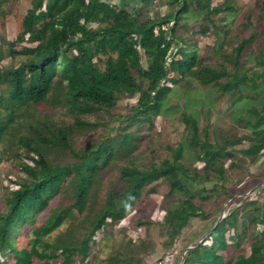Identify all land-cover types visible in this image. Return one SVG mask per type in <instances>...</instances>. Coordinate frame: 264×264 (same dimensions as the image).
Listing matches in <instances>:
<instances>
[{"label":"trees","instance_id":"1","mask_svg":"<svg viewBox=\"0 0 264 264\" xmlns=\"http://www.w3.org/2000/svg\"><path fill=\"white\" fill-rule=\"evenodd\" d=\"M161 1L168 7L165 13L155 8V0H32L16 41L0 44V164L8 150L5 145L14 142L20 151L12 155L25 174L19 181L5 179L8 194L6 213H0V264H118L123 255L103 259L99 248L103 235L134 216L160 182L167 184L168 196L179 197L160 221L172 245L191 218H211L204 205L217 195L223 205L234 198L228 191L231 187L246 193L244 185L252 181V189L264 190V0L258 1L262 26L251 27L252 34L231 52H225L229 31L217 24L224 12L238 14L229 5L231 0L217 5L213 0ZM196 22V39L178 36ZM213 35L218 38L211 47L212 57H200L199 38L203 42ZM257 40H263V48L248 54ZM5 52L22 59L6 66ZM220 56V61L213 59ZM189 76L210 93L229 97L225 112L245 133L220 131L209 118L202 126L204 109L196 107L204 102L197 99L196 106L186 104L181 111L182 141L166 146L170 157L148 162L146 154L145 163H140L136 129L157 127L163 118L174 120L179 111L169 106L171 96ZM52 92L76 125L39 119L29 127L33 137L19 135L16 123L23 110L44 103ZM125 96L136 102L116 118H120L116 135L104 133L80 146L73 142L77 129L86 134L109 129L102 119L80 117L108 112ZM244 143L249 147L240 149ZM57 150L64 153L63 160L67 158L63 165L48 160L47 154ZM256 164L263 168L259 173L249 169ZM109 168L117 171V184L98 211H87L98 177ZM63 183L70 187L69 202L36 226L39 215L35 214L51 207ZM257 204L253 210L236 209L215 221L212 232L195 242L183 264H264V203ZM74 213L83 222L94 216L88 234L79 240L63 241L61 234L48 239ZM30 224L33 238L19 249L15 241ZM137 225L145 229L153 223L139 220ZM244 241L249 254L241 249Z\"/></svg>","mask_w":264,"mask_h":264},{"label":"rangeland","instance_id":"2","mask_svg":"<svg viewBox=\"0 0 264 264\" xmlns=\"http://www.w3.org/2000/svg\"><path fill=\"white\" fill-rule=\"evenodd\" d=\"M31 1L32 0H0V44H4L8 41H16L17 36L22 31L23 16L28 8H30ZM112 1L117 3L119 0ZM258 1L259 0H231V4L229 5L238 9V14L234 15L230 11L221 14L220 21H217V24L225 26L226 29H224V31H229L225 44V52H231L233 47L238 45L242 38L249 37L253 32V28L251 27L255 25L258 27L262 26L258 21L260 13ZM224 2H226V0H213V5L223 4ZM155 6L154 7L161 11V13H165L168 10V7L161 0H155ZM152 9H154L153 6L146 8L143 15H145L148 10ZM221 20L224 22H221ZM198 29L199 25L197 22L195 24L190 23L184 32H179L178 36L196 39L197 37H194L196 35L194 31ZM223 36L225 37V35ZM217 38L218 36L213 35L203 38V42H201L199 38L200 48H197V51L200 57H212L211 47ZM262 41L263 40H257L252 46L248 47V54L258 53L263 48ZM33 45L34 44H31L29 47ZM220 58L221 56L213 59L217 62L220 61ZM21 59L22 57L12 59L9 53L5 52V57L2 61L8 66L18 63ZM212 64H214V62ZM146 65L145 63L144 66L146 67ZM191 80L192 78L189 76L184 80L185 82L180 83L179 87L176 88V91L171 96L169 106L175 107L177 111H179L178 114H174V116L176 115L173 117L174 120H165L163 118V121H157V127L151 129L144 125L142 128L138 127L136 129L138 134L136 143L138 144L139 152H141L138 158L140 163H145L144 156L146 154L148 156V162L156 157L159 160L160 156H162L161 159L170 157V152L166 149V146L176 145L182 141L183 125L179 120L181 111H184L186 104H190L191 106L195 105L194 102L197 103V99L204 102L203 107L200 105L196 107L197 110L204 109L203 113L205 115L202 116V126L208 123L207 118H209L211 124L216 125L214 126L215 128L220 126V131L230 132V134H234L235 136H240L245 133L244 129L231 120L230 114L225 112V109L230 107V99L228 96L210 93L199 82ZM135 102L136 99L125 96L119 100L116 107L106 109L108 112L103 110L99 114L80 117L81 120L85 121L102 119L110 124V128L105 129L104 127H100L91 130L89 134H86V131L77 129L72 133L74 136L72 138L73 142L77 146H80L84 142L89 140L94 141L102 137L104 133V136L116 135L119 131L114 127L119 126L120 120V118L117 120L116 118L126 114L133 107ZM208 114L209 116H207ZM21 117L22 118L16 123L19 130L18 134L28 137L34 136L29 127L39 119H51L68 127H74L76 125L74 117L65 109H62L61 104L58 105V100L53 92L49 94L44 103L23 110ZM112 128H114L115 131L111 132ZM103 130H105V132ZM248 145L249 143H244L240 149H247L249 147ZM16 146L17 145L11 141L9 145H5V148L8 150L5 152V156L0 164V213L2 214L6 213L7 210L4 204V199L8 194L5 188L6 177H14L19 181L25 176L24 171L19 167L17 158L12 155L14 152L19 153L20 151L16 149ZM63 154V152L57 150L54 151V153L50 152L49 155L47 154V157L48 160L54 164L63 165L67 162V158L63 160ZM153 161H155V159H153ZM250 161L251 159H247V162L250 163ZM187 164L192 166L190 160L187 161ZM249 169L253 173H259L263 168L261 169V166L256 164L250 165ZM117 174V171L113 168H109L101 173L90 195L87 211L94 210L96 212L104 204L108 193L117 184ZM236 176L238 180L240 172ZM241 177H243V175ZM240 181L243 182L241 178ZM244 186L247 189L246 193H239L238 189L234 187L229 188L228 191L235 195L227 204L224 203L221 205L223 198L221 195H217L212 203L204 205L205 211L212 214L211 218L205 221L201 218H191L188 225L181 231L172 245L169 240V235L165 227L160 224L162 223L160 221L168 208H173L178 204L179 197L177 195L174 197L168 196V187L165 182L156 184V192L144 199L134 216L126 219L120 226L110 227L103 235L99 247L103 259L106 257L107 260L112 256L121 258V255H123V260L118 264H160L164 261L167 264H182L186 259L187 252L193 248L195 242H201L202 239L212 232L210 231L211 226L215 221L218 220L219 222L230 211L232 212L236 209H241V212L253 210L258 206L257 203H264V190L258 193V189H254L255 187L252 189V181L247 182ZM119 189H121V185H119L118 190ZM70 194V187H67V184L63 183L62 186L57 189L55 200L51 203V207L45 212L40 210L35 214V216L39 215V218L37 217L39 222L36 226L42 225L43 222L49 218L52 211H58L62 205H66V202L70 200ZM220 207H222L221 211H219ZM224 210H226V212H224ZM93 218L94 216L90 215V217L83 222V217L74 213L73 218L68 221V224L60 227V229L52 233L48 239L57 238L60 234L64 235L60 238L63 241L82 239L88 234L89 225ZM139 220L146 222L150 221L153 225L150 227L147 226L144 229L140 225H137ZM252 229L253 227H250L249 231L251 232ZM32 230L33 226L30 224V227L27 226L22 235L15 241V245L19 249L26 247L28 241L33 238L31 234ZM44 237L47 239V235ZM133 239H136L137 242H134ZM142 240L144 242H140ZM130 243L133 244L130 245ZM251 243L252 242H249V245H251ZM145 246L147 248H145ZM241 249L246 253L248 252V254L250 253L247 241L242 243ZM103 264H107V261Z\"/></svg>","mask_w":264,"mask_h":264},{"label":"built area","instance_id":"3","mask_svg":"<svg viewBox=\"0 0 264 264\" xmlns=\"http://www.w3.org/2000/svg\"><path fill=\"white\" fill-rule=\"evenodd\" d=\"M160 264H167V263L164 261V262H161Z\"/></svg>","mask_w":264,"mask_h":264},{"label":"water","instance_id":"4","mask_svg":"<svg viewBox=\"0 0 264 264\" xmlns=\"http://www.w3.org/2000/svg\"><path fill=\"white\" fill-rule=\"evenodd\" d=\"M183 263H184V262H183ZM183 263H182V264H183Z\"/></svg>","mask_w":264,"mask_h":264}]
</instances>
